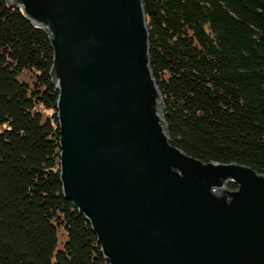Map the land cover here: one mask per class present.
<instances>
[{
    "label": "water",
    "instance_id": "1",
    "mask_svg": "<svg viewBox=\"0 0 264 264\" xmlns=\"http://www.w3.org/2000/svg\"><path fill=\"white\" fill-rule=\"evenodd\" d=\"M5 1L48 36L62 194L107 263L264 264V174L171 145L143 0Z\"/></svg>",
    "mask_w": 264,
    "mask_h": 264
},
{
    "label": "trees",
    "instance_id": "2",
    "mask_svg": "<svg viewBox=\"0 0 264 264\" xmlns=\"http://www.w3.org/2000/svg\"><path fill=\"white\" fill-rule=\"evenodd\" d=\"M143 7L171 145L264 174V0ZM51 64L44 29L0 0V264H108L62 194Z\"/></svg>",
    "mask_w": 264,
    "mask_h": 264
}]
</instances>
